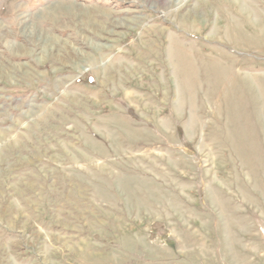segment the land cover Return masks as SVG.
I'll return each instance as SVG.
<instances>
[{"label": "rangeland", "instance_id": "rangeland-1", "mask_svg": "<svg viewBox=\"0 0 264 264\" xmlns=\"http://www.w3.org/2000/svg\"><path fill=\"white\" fill-rule=\"evenodd\" d=\"M0 264H264V0H0Z\"/></svg>", "mask_w": 264, "mask_h": 264}]
</instances>
